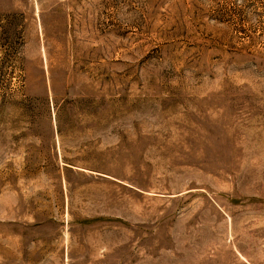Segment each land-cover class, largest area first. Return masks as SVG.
<instances>
[{"label":"rangeland","instance_id":"rangeland-1","mask_svg":"<svg viewBox=\"0 0 264 264\" xmlns=\"http://www.w3.org/2000/svg\"><path fill=\"white\" fill-rule=\"evenodd\" d=\"M0 264H264V0H0Z\"/></svg>","mask_w":264,"mask_h":264}]
</instances>
